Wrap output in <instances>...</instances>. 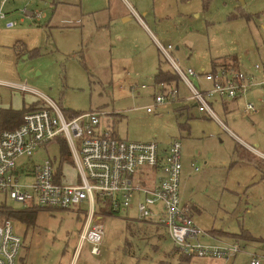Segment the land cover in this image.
<instances>
[{
  "label": "rangeland",
  "instance_id": "obj_1",
  "mask_svg": "<svg viewBox=\"0 0 264 264\" xmlns=\"http://www.w3.org/2000/svg\"><path fill=\"white\" fill-rule=\"evenodd\" d=\"M128 1L150 33L133 17L126 0H0V82L22 84L40 93L0 84V108L38 106L48 96L67 118L92 109L107 110L111 114L104 126L122 139L156 140L166 147L179 138L182 202L199 210L192 213L195 224L206 232L200 240L238 243L241 251L223 264H249L250 253L264 264V159L239 145L215 118L198 112L186 99L190 92L182 81L178 96L152 113L146 109L153 105L151 87L159 64L172 69L157 40L174 46L169 52L181 69L209 72L213 58L221 57L215 59L221 62L237 57L238 68L250 70L264 58V0ZM25 7L44 15L39 21L20 22ZM14 20L18 24L9 27ZM192 82L197 83L194 78ZM210 102L229 130L264 152V103H256L257 113L248 116L240 104L224 114L220 99L213 97ZM47 152L60 156L58 146ZM45 154L40 151L38 158ZM62 167L69 181H75L73 164L68 161ZM9 206L23 209L11 200ZM80 209L38 210L32 225L14 218V229L23 239L16 264L182 262L165 227L134 220L128 227L133 210L103 215L99 255L91 254L87 242L78 250L86 203ZM227 233L241 237L232 239ZM199 261L203 260L193 257L190 264Z\"/></svg>",
  "mask_w": 264,
  "mask_h": 264
},
{
  "label": "built area",
  "instance_id": "obj_2",
  "mask_svg": "<svg viewBox=\"0 0 264 264\" xmlns=\"http://www.w3.org/2000/svg\"><path fill=\"white\" fill-rule=\"evenodd\" d=\"M20 12L23 16L19 21L26 18L39 21L44 15L27 7ZM17 24L14 20L8 26ZM159 48L187 86L190 95L186 99L194 103L198 112L217 119L211 98L221 101L244 98L252 91H258V101L264 103V58L252 64L250 70L228 66L197 72L192 68L181 69L170 55L172 44L166 47L159 44ZM9 85L32 90L22 84ZM153 89V105L146 108L148 113L179 95V88L168 82H156ZM243 111L247 115L256 113V104L247 100ZM110 114L107 110L92 109L67 118L61 106L45 96L39 108L23 115L18 127L0 131V264H16L23 247L22 236L14 229V217L8 215L17 211L9 206L10 200L21 203L23 209L38 210L49 207L81 210V204L86 203L78 250L87 242L91 244L92 255L101 253L103 215L126 210L136 212L133 218L165 227L178 252L186 256L229 260L237 255L241 251L237 242L212 244L200 240L205 231L195 224L180 194L181 140L173 138L166 147H161L156 140L137 142L119 138L103 124ZM62 139L70 153L66 160L61 152L59 157L47 152L49 147L59 148ZM40 151L47 155L38 158ZM68 161L76 170L73 182L62 167ZM249 264H259V256L251 254Z\"/></svg>",
  "mask_w": 264,
  "mask_h": 264
},
{
  "label": "trees",
  "instance_id": "obj_3",
  "mask_svg": "<svg viewBox=\"0 0 264 264\" xmlns=\"http://www.w3.org/2000/svg\"><path fill=\"white\" fill-rule=\"evenodd\" d=\"M223 57H225V56H223ZM218 58H221V57H218ZM218 58H214L211 60V71L216 70L215 68H217V67H224L225 68L228 66H231L232 68L239 69L237 66V57H232L231 59H228L226 61H221V62L215 61V59H218ZM155 80L157 83L158 82H166V83L168 82L169 84L175 85L178 88H179L178 84L181 81L179 75L176 73L175 70H173V68L172 69L168 68L167 70H164L161 67V64H159L158 69H157V73L155 74ZM39 103H40V100L38 102V106H36L34 103L28 107H24L22 110H17L14 108H1L0 109V131L13 130L14 128L18 127L22 123L21 121H22L23 115L26 112H28L29 110L39 108ZM70 115H74V114H70ZM70 117H72V116H70ZM59 152L62 153V155H63L62 157L64 160L69 159L70 153L68 151V146L63 139L60 142ZM37 211H38V209H36V208L21 209V210L14 212V213H8V215L13 216L15 219L18 218L19 220L27 223L28 225H32L36 219ZM112 214H116V213H112ZM131 218L132 219L129 218L127 220L128 227H130V225H131L130 220L136 221L133 217H131ZM141 221L146 222V223L147 222L151 223L150 221H144V220H141ZM227 235H229L232 239H237V237H241V234H238V233H233V234L227 233ZM179 256L182 260V262L179 264H190V261L193 258V256H186L182 253H179Z\"/></svg>",
  "mask_w": 264,
  "mask_h": 264
},
{
  "label": "crops",
  "instance_id": "obj_4",
  "mask_svg": "<svg viewBox=\"0 0 264 264\" xmlns=\"http://www.w3.org/2000/svg\"><path fill=\"white\" fill-rule=\"evenodd\" d=\"M126 3H127V6L129 7V9H130V11H131V14L133 15V17L135 16L141 23H142V25H144L145 26V28L147 29V31L150 33L151 32V30L149 29V27L147 26V24H145L144 23V21H143V19H142V16H141V14H140V12L138 11V9H136L135 7H133L132 6V4L128 1V0H126ZM145 15H147V12H144V14H143V16H145ZM25 20H22V21H20V22H24ZM152 35V34H151ZM159 44H161L162 46H164L159 40H157V45H158V47H159ZM168 45V44H167ZM166 47V46H165ZM160 49V48H159ZM176 49L178 50V47H176ZM172 50H174V48L172 49ZM218 58V57H217ZM214 59V58H213ZM237 66H238V59H237ZM156 83V82H155ZM0 84H4L5 86H7V87H9V88H14L13 86L11 87L10 85H9V83L8 84H6L5 82L4 83H1L0 82ZM146 86V85H145ZM142 87V86H141ZM148 87V86H147ZM152 89H153V87H151ZM16 89V88H15ZM31 92H33V91H31ZM34 94H36L35 92H33ZM258 95V94H257ZM257 95H251L250 93L247 95V96H245L244 98H236V99H229V100H224V101H221V105L220 106H222L221 108H222V111H223V113L225 114V113H227V112H229V111H233V110H235V109H237V107H238V105L240 104V105H242V106H244L245 105V102L247 101V100H249V101H253L255 104L256 103H261V102H259L258 101V98H257ZM153 97H154V94H153ZM239 101H241L240 103H239ZM34 104V103H33ZM32 105V104H31ZM23 106L24 107H28V106H30V104L27 106L26 104H23ZM23 107V108H24ZM3 108H14V107H3ZM23 108H14V109H17V110H22ZM1 109V108H0ZM154 111V110H153ZM257 113V112H256ZM217 116V115H216ZM248 116H250V115H248ZM217 122L219 123V125L222 127V129H224V130H226L228 133H229V135H231L232 137H233V139L235 140V141H237L238 142V144L239 145H241L243 148H245V150H247L249 153H251L253 156H257V157H259V158H263L264 159V152L262 151H260V150H258V149H256L253 145H251V144H249L248 142H245V141H243L240 137H238L232 130H229L228 128H227V126H225V124L219 119V117L217 116ZM117 135V134H116ZM118 136V135H117ZM119 137V136H118ZM126 139V138H125ZM172 140V139H171ZM138 142V141H137ZM254 145L255 146H258L257 145V143L255 142L254 143ZM183 171V170H182ZM181 177H182V174H181ZM181 180H182V178H181ZM180 194H181V188H180ZM181 198H182V196H181ZM183 204H185V203H183ZM185 205H187L188 206V208L190 209V214H191V216H192V218H193V213H192V210L194 211H199L198 209H197V207L196 206H193L192 205V207L189 205V204H185ZM136 221H138V219H136V218H134ZM194 220V219H193ZM139 222H140V220H139ZM195 222V221H194ZM152 223V222H151ZM211 234H212V232H211ZM205 235H206V232H205ZM235 242V241H234ZM233 242V243H234ZM177 252H178V250H177ZM178 253H180V252H178ZM253 254V253H252ZM254 255H256V254H254ZM250 256H251V253H250ZM235 257V256H234ZM233 257V258H234ZM196 259H199V260H203V261H199V262H197L198 264H223L224 262H226L227 260H224V259H221V258H219V259H215V258H206V257H203V258H200V257H195ZM232 259V258H231ZM230 260V259H229ZM191 261H193V258L191 259ZM191 261H190V263H191ZM196 263V262H195Z\"/></svg>",
  "mask_w": 264,
  "mask_h": 264
}]
</instances>
